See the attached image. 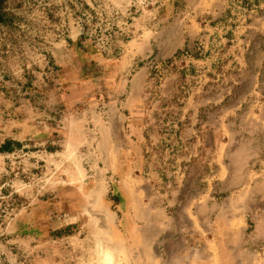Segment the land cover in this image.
Instances as JSON below:
<instances>
[{"label": "rangeland", "instance_id": "374dc122", "mask_svg": "<svg viewBox=\"0 0 264 264\" xmlns=\"http://www.w3.org/2000/svg\"><path fill=\"white\" fill-rule=\"evenodd\" d=\"M6 141L0 264H111L136 192L165 264L196 219L221 264H264V0H4Z\"/></svg>", "mask_w": 264, "mask_h": 264}, {"label": "crops", "instance_id": "0c3cea01", "mask_svg": "<svg viewBox=\"0 0 264 264\" xmlns=\"http://www.w3.org/2000/svg\"><path fill=\"white\" fill-rule=\"evenodd\" d=\"M134 194L135 196H131L127 193V198L121 199L119 203V210H126L128 218L117 219L112 228L113 241L108 245L111 264H165L164 259L172 255L161 254L160 247L161 243L166 241V236L169 239L175 234L171 232L170 220L165 209L161 217L158 209L143 205L140 193ZM195 222L200 226L199 220L196 219ZM195 222L191 225L193 228L191 238H196L197 242L190 243L181 239L178 242L181 249L177 250L168 264H211L212 260L213 264H221L217 261L216 254L214 256L210 254L211 247H214L210 243V238L206 237L205 233L195 230ZM238 229L242 227L235 228ZM202 253L206 256L202 257Z\"/></svg>", "mask_w": 264, "mask_h": 264}, {"label": "trees", "instance_id": "16d2710c", "mask_svg": "<svg viewBox=\"0 0 264 264\" xmlns=\"http://www.w3.org/2000/svg\"><path fill=\"white\" fill-rule=\"evenodd\" d=\"M4 0H0V9L2 8ZM15 144L16 146H18V144L16 143H12L10 141H6L4 144L0 145V153L2 152H10L12 150L11 145ZM57 236L60 237L61 234L57 233Z\"/></svg>", "mask_w": 264, "mask_h": 264}]
</instances>
